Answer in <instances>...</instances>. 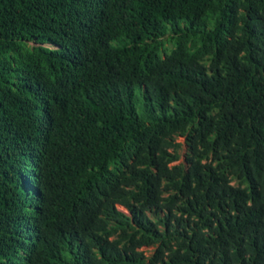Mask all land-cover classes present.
<instances>
[{"label":"trees","instance_id":"trees-1","mask_svg":"<svg viewBox=\"0 0 264 264\" xmlns=\"http://www.w3.org/2000/svg\"><path fill=\"white\" fill-rule=\"evenodd\" d=\"M0 264H264V0H0Z\"/></svg>","mask_w":264,"mask_h":264},{"label":"rangeland","instance_id":"rangeland-1","mask_svg":"<svg viewBox=\"0 0 264 264\" xmlns=\"http://www.w3.org/2000/svg\"><path fill=\"white\" fill-rule=\"evenodd\" d=\"M178 142L182 143V147L180 148V153L182 154L180 162L184 159L183 155L186 153L187 147L184 143V138L183 137H178L177 139ZM179 162V161H178ZM152 248L148 249L147 253H151Z\"/></svg>","mask_w":264,"mask_h":264}]
</instances>
